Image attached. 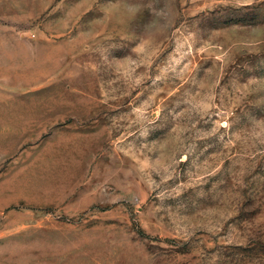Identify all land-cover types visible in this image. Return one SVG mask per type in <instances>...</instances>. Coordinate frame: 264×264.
<instances>
[{
  "label": "rangeland",
  "instance_id": "1",
  "mask_svg": "<svg viewBox=\"0 0 264 264\" xmlns=\"http://www.w3.org/2000/svg\"><path fill=\"white\" fill-rule=\"evenodd\" d=\"M0 264H264V0H0Z\"/></svg>",
  "mask_w": 264,
  "mask_h": 264
}]
</instances>
